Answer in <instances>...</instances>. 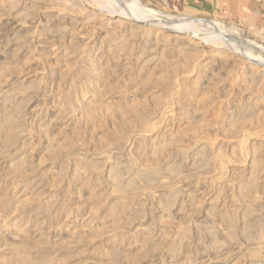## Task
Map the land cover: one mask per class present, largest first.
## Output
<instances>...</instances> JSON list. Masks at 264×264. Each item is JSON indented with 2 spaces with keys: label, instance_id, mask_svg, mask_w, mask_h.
<instances>
[{
  "label": "rangeland",
  "instance_id": "1",
  "mask_svg": "<svg viewBox=\"0 0 264 264\" xmlns=\"http://www.w3.org/2000/svg\"><path fill=\"white\" fill-rule=\"evenodd\" d=\"M140 1L264 50V0ZM112 10L0 0V264H264L263 66Z\"/></svg>",
  "mask_w": 264,
  "mask_h": 264
},
{
  "label": "bare ground",
  "instance_id": "2",
  "mask_svg": "<svg viewBox=\"0 0 264 264\" xmlns=\"http://www.w3.org/2000/svg\"><path fill=\"white\" fill-rule=\"evenodd\" d=\"M102 1L111 6V9L113 8L112 12L119 14L120 17L129 18L138 23L151 24L174 32L194 35L203 33L207 40H214L215 43L228 47L230 51L238 52L239 56L252 60L254 65H260L264 68V50H262V47L254 43L249 44L238 38V36L235 37L216 21L194 19L184 15H170L153 9L140 0ZM245 48L246 52L243 51Z\"/></svg>",
  "mask_w": 264,
  "mask_h": 264
}]
</instances>
